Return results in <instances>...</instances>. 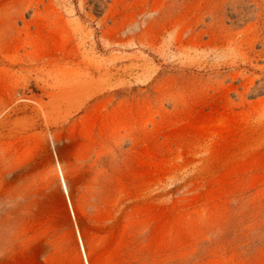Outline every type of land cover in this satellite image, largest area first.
Returning a JSON list of instances; mask_svg holds the SVG:
<instances>
[{
  "label": "rangeland",
  "instance_id": "rangeland-1",
  "mask_svg": "<svg viewBox=\"0 0 264 264\" xmlns=\"http://www.w3.org/2000/svg\"><path fill=\"white\" fill-rule=\"evenodd\" d=\"M0 264H264V0H0Z\"/></svg>",
  "mask_w": 264,
  "mask_h": 264
},
{
  "label": "bare ground",
  "instance_id": "bare-ground-1",
  "mask_svg": "<svg viewBox=\"0 0 264 264\" xmlns=\"http://www.w3.org/2000/svg\"><path fill=\"white\" fill-rule=\"evenodd\" d=\"M64 188H65V186H64Z\"/></svg>",
  "mask_w": 264,
  "mask_h": 264
},
{
  "label": "trees",
  "instance_id": "trees-1",
  "mask_svg": "<svg viewBox=\"0 0 264 264\" xmlns=\"http://www.w3.org/2000/svg\"><path fill=\"white\" fill-rule=\"evenodd\" d=\"M80 230V229H79Z\"/></svg>",
  "mask_w": 264,
  "mask_h": 264
}]
</instances>
